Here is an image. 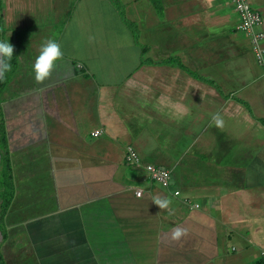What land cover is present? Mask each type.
<instances>
[{
	"label": "crops",
	"instance_id": "1",
	"mask_svg": "<svg viewBox=\"0 0 264 264\" xmlns=\"http://www.w3.org/2000/svg\"><path fill=\"white\" fill-rule=\"evenodd\" d=\"M249 1L264 31V0ZM0 4L15 61L2 228L34 264H264V56L236 30L233 0ZM49 39L63 57L38 82ZM127 147L169 170L168 189L125 162Z\"/></svg>",
	"mask_w": 264,
	"mask_h": 264
},
{
	"label": "built area",
	"instance_id": "2",
	"mask_svg": "<svg viewBox=\"0 0 264 264\" xmlns=\"http://www.w3.org/2000/svg\"><path fill=\"white\" fill-rule=\"evenodd\" d=\"M234 10L238 15L239 22L236 26V30L247 34L250 37L253 52L258 63H263L264 56V31L262 29L263 20L258 9L253 7L249 0H233ZM78 68H81L78 66ZM101 134V131H95L92 136L97 137ZM125 162L129 166L142 167L149 179L164 189H168L170 185V172L169 170L154 166L143 165L137 152L132 147H127ZM141 192H137V196L140 197ZM178 195V192L175 193Z\"/></svg>",
	"mask_w": 264,
	"mask_h": 264
},
{
	"label": "clouds",
	"instance_id": "3",
	"mask_svg": "<svg viewBox=\"0 0 264 264\" xmlns=\"http://www.w3.org/2000/svg\"><path fill=\"white\" fill-rule=\"evenodd\" d=\"M14 53L13 46L9 43V39L0 40V79H4L6 74L11 71L12 65L10 63ZM63 57L61 45L54 39L45 41L39 51L33 64V72L35 79L40 82L50 77L51 73L57 68V62ZM173 107H176L173 105ZM177 114L183 116L187 114V109L179 106ZM212 121L216 127H223L224 121L219 113L212 117ZM160 209H170L171 200L156 198L154 201ZM171 214V211L169 212ZM186 235V230L183 227H178L172 231L171 238L179 240Z\"/></svg>",
	"mask_w": 264,
	"mask_h": 264
},
{
	"label": "trees",
	"instance_id": "4",
	"mask_svg": "<svg viewBox=\"0 0 264 264\" xmlns=\"http://www.w3.org/2000/svg\"><path fill=\"white\" fill-rule=\"evenodd\" d=\"M2 33H3V27H2L1 4H0V40H2L1 39ZM13 58L14 57H12L10 61L12 65L11 71L6 74L4 79H0V102H1V95L3 93V90L9 83L15 71V61ZM0 156H1V160H0V231H1L2 237L5 239L6 235H5L4 229L2 228L3 219L13 200L15 188H14L13 178H12V173H11V162H10V156H9V150H8V144H7L6 130H5L4 121L1 115H0ZM0 264H5L1 255H0Z\"/></svg>",
	"mask_w": 264,
	"mask_h": 264
},
{
	"label": "rangeland",
	"instance_id": "5",
	"mask_svg": "<svg viewBox=\"0 0 264 264\" xmlns=\"http://www.w3.org/2000/svg\"><path fill=\"white\" fill-rule=\"evenodd\" d=\"M151 2L155 5V0H151ZM6 235L7 238L4 239L2 237L0 240V255L5 264H34L28 245H25L24 250L23 243H27L23 236H21V232L19 235L18 233H11L10 231ZM24 255L25 257H23Z\"/></svg>",
	"mask_w": 264,
	"mask_h": 264
},
{
	"label": "water",
	"instance_id": "6",
	"mask_svg": "<svg viewBox=\"0 0 264 264\" xmlns=\"http://www.w3.org/2000/svg\"><path fill=\"white\" fill-rule=\"evenodd\" d=\"M0 160H1V156H0ZM2 239V234H1V232H0V240Z\"/></svg>",
	"mask_w": 264,
	"mask_h": 264
}]
</instances>
